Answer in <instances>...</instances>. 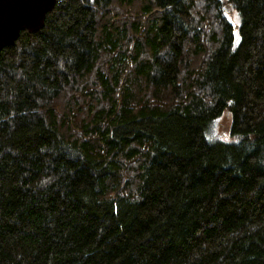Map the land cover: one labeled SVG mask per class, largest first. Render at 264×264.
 Listing matches in <instances>:
<instances>
[{"label":"trees","instance_id":"16d2710c","mask_svg":"<svg viewBox=\"0 0 264 264\" xmlns=\"http://www.w3.org/2000/svg\"><path fill=\"white\" fill-rule=\"evenodd\" d=\"M0 264H264V0H65L0 51Z\"/></svg>","mask_w":264,"mask_h":264},{"label":"water","instance_id":"95a60500","mask_svg":"<svg viewBox=\"0 0 264 264\" xmlns=\"http://www.w3.org/2000/svg\"><path fill=\"white\" fill-rule=\"evenodd\" d=\"M56 4L57 0H0V51L15 45L25 31H42Z\"/></svg>","mask_w":264,"mask_h":264},{"label":"rangeland","instance_id":"374dc122","mask_svg":"<svg viewBox=\"0 0 264 264\" xmlns=\"http://www.w3.org/2000/svg\"><path fill=\"white\" fill-rule=\"evenodd\" d=\"M227 15L231 20L232 24L236 27L235 35H236V45L239 42V31L238 28L240 26V17L235 11L234 5H228L226 9ZM208 135L211 141H231L234 140L231 136V118L229 115H225L218 121L214 122L209 131Z\"/></svg>","mask_w":264,"mask_h":264},{"label":"built area","instance_id":"2783aa9c","mask_svg":"<svg viewBox=\"0 0 264 264\" xmlns=\"http://www.w3.org/2000/svg\"><path fill=\"white\" fill-rule=\"evenodd\" d=\"M65 2V0H57V4H56V6H59V5H61L62 3H64Z\"/></svg>","mask_w":264,"mask_h":264}]
</instances>
